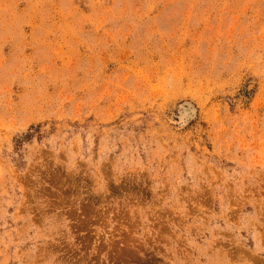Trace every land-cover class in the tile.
I'll return each mask as SVG.
<instances>
[{
	"label": "rangeland",
	"instance_id": "374dc122",
	"mask_svg": "<svg viewBox=\"0 0 264 264\" xmlns=\"http://www.w3.org/2000/svg\"><path fill=\"white\" fill-rule=\"evenodd\" d=\"M0 264H264V0H0Z\"/></svg>",
	"mask_w": 264,
	"mask_h": 264
}]
</instances>
